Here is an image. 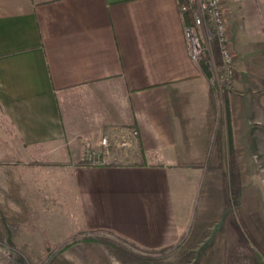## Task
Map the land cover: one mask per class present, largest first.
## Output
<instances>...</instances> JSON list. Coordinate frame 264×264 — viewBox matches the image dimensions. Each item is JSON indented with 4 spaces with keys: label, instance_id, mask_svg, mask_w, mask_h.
Wrapping results in <instances>:
<instances>
[{
    "label": "crops",
    "instance_id": "0c3cea01",
    "mask_svg": "<svg viewBox=\"0 0 264 264\" xmlns=\"http://www.w3.org/2000/svg\"><path fill=\"white\" fill-rule=\"evenodd\" d=\"M189 20L179 0H0V165H51L85 227L160 249L215 194L210 164L242 153L264 177V63L219 90Z\"/></svg>",
    "mask_w": 264,
    "mask_h": 264
},
{
    "label": "rangeland",
    "instance_id": "374dc122",
    "mask_svg": "<svg viewBox=\"0 0 264 264\" xmlns=\"http://www.w3.org/2000/svg\"><path fill=\"white\" fill-rule=\"evenodd\" d=\"M221 6L235 84L238 58L246 65L264 63V0H221ZM198 30L205 46L198 64L216 81V42ZM236 160L210 164L215 178L203 186L215 194L204 195V210L193 214L177 242L161 249L85 227L68 175L42 171L51 165L29 163L22 172L0 165V264H264V198L258 201L254 192L264 189L262 166L253 158L250 170L242 153Z\"/></svg>",
    "mask_w": 264,
    "mask_h": 264
},
{
    "label": "built area",
    "instance_id": "2783aa9c",
    "mask_svg": "<svg viewBox=\"0 0 264 264\" xmlns=\"http://www.w3.org/2000/svg\"><path fill=\"white\" fill-rule=\"evenodd\" d=\"M187 4L179 5L180 11L191 13L190 22L184 27L189 57L199 63L205 50L204 42L199 32L203 28L206 40L216 42L221 58V74L216 80L217 88L221 91L231 90L234 86V56L229 46L226 20L223 14L221 0H187ZM136 134L135 130L131 131ZM104 146L108 145L107 139H102ZM121 145H126L122 142ZM91 159H94L91 157ZM104 161V160H103Z\"/></svg>",
    "mask_w": 264,
    "mask_h": 264
},
{
    "label": "trees",
    "instance_id": "16d2710c",
    "mask_svg": "<svg viewBox=\"0 0 264 264\" xmlns=\"http://www.w3.org/2000/svg\"><path fill=\"white\" fill-rule=\"evenodd\" d=\"M182 4H187L188 5V2H187V0H182V1H180L179 0V5H182ZM188 17H189V19H190V17H191V13L190 12H187V14H186ZM187 22H190V20L189 21H187ZM205 52V51H204ZM204 52H203V54H204ZM202 59V58H201ZM203 69V68H202Z\"/></svg>",
    "mask_w": 264,
    "mask_h": 264
}]
</instances>
